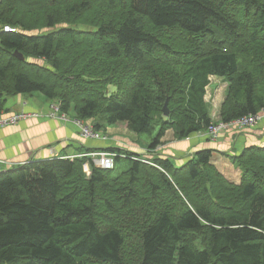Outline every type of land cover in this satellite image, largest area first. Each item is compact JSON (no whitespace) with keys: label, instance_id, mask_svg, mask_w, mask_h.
Listing matches in <instances>:
<instances>
[{"label":"trees","instance_id":"1","mask_svg":"<svg viewBox=\"0 0 264 264\" xmlns=\"http://www.w3.org/2000/svg\"><path fill=\"white\" fill-rule=\"evenodd\" d=\"M1 24L19 32L0 37V114L39 92L96 130L158 129L156 148L170 130L182 140L216 122L212 75L228 83L219 120L264 107V0H1ZM101 149L125 157L0 171V264H264V145L231 155L239 182L211 148L181 166ZM122 158L132 164L119 172Z\"/></svg>","mask_w":264,"mask_h":264},{"label":"crops","instance_id":"2","mask_svg":"<svg viewBox=\"0 0 264 264\" xmlns=\"http://www.w3.org/2000/svg\"><path fill=\"white\" fill-rule=\"evenodd\" d=\"M214 75L210 76L212 81ZM227 84H222L217 89L214 103L220 107L224 100ZM208 92V89H207ZM215 92V91H214ZM223 92V95H222ZM222 95V96H221ZM221 96V97H220ZM206 101L209 103L206 94ZM56 103L48 99L42 93L17 94L10 96L6 102L3 112L0 114H10L25 112L28 114H47L51 110V105ZM59 115L61 112L58 113ZM68 119L48 116H28L15 125L0 127V171L17 168L31 161H40L54 157H68L89 151L102 150L101 148L113 146L142 154V148L137 142L126 141L121 138L113 139H92L84 138L80 133V128L74 123L75 116ZM216 122L219 120V110L214 113ZM208 130L200 131L188 138L178 140L173 137V131H168L166 135L171 138L168 143H163L161 149L148 150L145 156L169 157L177 166L185 164L193 157L199 149L211 148L218 152V166L221 169L231 167V155L240 153L245 147L250 145H264V119L255 127L244 129H229L220 133L217 139H211ZM165 138V136L163 137ZM92 148V149H91ZM99 148V149H98ZM157 150V151H156ZM222 170V169H221ZM223 171V170H222Z\"/></svg>","mask_w":264,"mask_h":264},{"label":"built area","instance_id":"3","mask_svg":"<svg viewBox=\"0 0 264 264\" xmlns=\"http://www.w3.org/2000/svg\"><path fill=\"white\" fill-rule=\"evenodd\" d=\"M1 3V0H0ZM15 32L18 33L19 29L16 26L11 24H1L0 25V37L3 33ZM61 112L60 105L58 103H54L51 105V110L45 115L40 113L28 114L25 112L19 113H10V114H2L0 115V127H5L9 125H15L19 123L20 120L27 118L28 116H48V117H60L64 120L68 119V115L64 112H61L59 115L58 113ZM264 119V107L261 109L260 112L257 113H250L248 115H244L240 118H236L231 121H221L213 123L210 128L208 129V135L211 139H217L221 132L229 130V129H244L249 127H255ZM74 123L77 124L80 128V133L84 138H92V139H107L105 135H103L99 130H96L92 125L85 123L81 119H73ZM119 153H113L106 150H98V151H89L87 153H81L76 155H70L67 158L74 159L76 157H90L94 164L97 167L104 168V169H113L116 166L115 157ZM122 157H125V154H119ZM137 158L138 157H134ZM2 160L0 159V165ZM86 170L90 173V164L87 163L85 165Z\"/></svg>","mask_w":264,"mask_h":264},{"label":"rangeland","instance_id":"4","mask_svg":"<svg viewBox=\"0 0 264 264\" xmlns=\"http://www.w3.org/2000/svg\"><path fill=\"white\" fill-rule=\"evenodd\" d=\"M223 83L227 84V87H228V83L225 82V80L223 78L215 76V78L212 81H210V84L207 87V89H208L207 96H208V99H209V109H210V112H211L212 116L214 115L213 113L216 110H219V112H220V107L217 105V108H214L213 105L216 104V103H214V98H215L216 93L218 91L217 89H219ZM115 90L116 89H115L114 86L110 87V91L111 92H114ZM226 91H227V88H226V90H224V92H226ZM35 93H39V92H35ZM222 95H223V92H222ZM73 113H74L73 110L69 111L70 117H72L74 115ZM85 123L90 124V125H92L94 127V125L89 123V122H85ZM99 131L103 135H105L107 137V139H113V138H117L118 137V138L124 139L126 141L137 142L138 145H140L142 148H144L142 150V152H141L142 154L137 155L138 159H140V160H142V161H144L146 163H149V164H155V163H153V159H154L155 155H154V157H151V159H148V157L145 156V153L148 150H145V149H150L152 138L155 137L158 134V132H159L158 129H156V131L152 135H150L148 133H136V132L132 131L127 126L126 122L121 121V122H117V123H113V124L108 123V122H104L102 129L99 130ZM170 131H172V130H170ZM168 136L170 137V135H165V138L162 139L163 143H166V142L169 143L171 141V138H168ZM173 137H174V135H173ZM161 148H163V145L160 144L155 149L159 150ZM218 157H220L218 152H214L213 153V162L218 164V161H217ZM131 164H132V162L128 158H122L121 160H119L117 162V169H118L119 172L127 170V169H129L131 167ZM221 169L223 170V172L228 177H230L234 181L239 182L241 180L242 169L239 166H237L236 164H233V162H231V167L230 168L226 169L225 167L221 166ZM84 171L88 174V172L86 170V167H84Z\"/></svg>","mask_w":264,"mask_h":264},{"label":"water","instance_id":"5","mask_svg":"<svg viewBox=\"0 0 264 264\" xmlns=\"http://www.w3.org/2000/svg\"><path fill=\"white\" fill-rule=\"evenodd\" d=\"M14 54L22 60L25 59V56L19 50H15ZM163 113H164V116H166V117H168L171 113L170 108H169V99H167V101L163 107Z\"/></svg>","mask_w":264,"mask_h":264}]
</instances>
